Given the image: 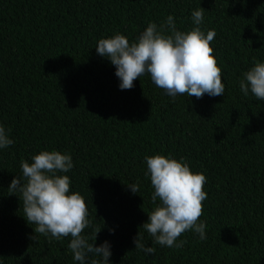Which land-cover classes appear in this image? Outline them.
I'll return each mask as SVG.
<instances>
[{"label":"trees","instance_id":"1","mask_svg":"<svg viewBox=\"0 0 264 264\" xmlns=\"http://www.w3.org/2000/svg\"><path fill=\"white\" fill-rule=\"evenodd\" d=\"M214 30L213 56L225 90L202 98L169 96L145 72L121 90L116 66L97 53L101 39L136 42L149 24L173 16L176 30ZM165 36L172 35L164 31ZM264 63V0H0V126L14 141L0 149V264H80L72 237L35 233L24 217L21 161L43 151L70 154L69 194L80 193L96 246L111 244L110 264H264V100L240 89L243 74ZM186 163L206 177V238L186 230L155 244L140 227L154 188L145 157ZM128 184H138L134 194ZM114 229V234L110 232ZM141 231L153 254L135 250ZM35 240L31 239L35 236ZM101 259L89 254L85 264Z\"/></svg>","mask_w":264,"mask_h":264},{"label":"clouds","instance_id":"2","mask_svg":"<svg viewBox=\"0 0 264 264\" xmlns=\"http://www.w3.org/2000/svg\"><path fill=\"white\" fill-rule=\"evenodd\" d=\"M203 8L192 12L195 28L184 33L176 30L173 16L158 30L155 23L149 24L138 40L129 43L122 34L101 39L96 47L97 53L110 59L116 66L115 75L120 79L121 90L134 87L133 81L145 72L150 74L151 81L166 93L175 98L185 94L191 98H202L205 93L210 96H221L225 85L222 83L221 69L213 56L211 42L215 31L205 34L199 27L203 22ZM172 35L165 36L164 31ZM240 89L244 95L249 91L258 99L264 100V63L257 62L243 74ZM14 141L9 138L6 129L0 126V149L7 148ZM148 175L154 188L152 202L159 205L148 214V221L141 227L153 238L155 244L169 248L181 247L183 241L176 243L177 238L186 230L199 234L201 240L206 238L205 223H197L203 212V201L207 198L204 191L206 177L194 174L183 161L156 154L145 157ZM70 154L59 151H43L32 156V162L21 161L23 182L20 177L12 180L8 190L20 193L23 200L24 217L35 224V233H49L60 239L71 236L68 248L73 259L85 264L89 254L101 259H93L91 264H110L111 244L104 241L96 246L99 230L92 237L93 243L81 235L89 227L88 207L83 196L76 192L69 194L70 180L67 173L72 168ZM134 194H138V184H128ZM110 232L114 234V229ZM36 235L31 239L35 240ZM135 250L153 254L156 249L146 246L144 234L139 231L133 238Z\"/></svg>","mask_w":264,"mask_h":264}]
</instances>
